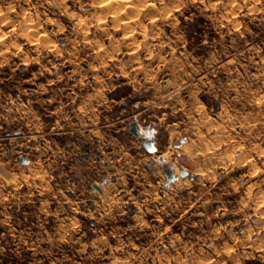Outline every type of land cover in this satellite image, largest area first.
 Segmentation results:
<instances>
[{
	"label": "rangeland",
	"instance_id": "rangeland-1",
	"mask_svg": "<svg viewBox=\"0 0 264 264\" xmlns=\"http://www.w3.org/2000/svg\"><path fill=\"white\" fill-rule=\"evenodd\" d=\"M114 1L0 0V264H264V0Z\"/></svg>",
	"mask_w": 264,
	"mask_h": 264
},
{
	"label": "bare ground",
	"instance_id": "bare-ground-1",
	"mask_svg": "<svg viewBox=\"0 0 264 264\" xmlns=\"http://www.w3.org/2000/svg\"><path fill=\"white\" fill-rule=\"evenodd\" d=\"M103 1H104V0H103ZM107 1H108V0H107ZM109 1H110V0H109ZM123 1H124V0H123ZM136 1H137V0H136ZM140 1H141V0H140ZM98 2H99V0H98ZM113 2L116 3L114 0H113ZM143 2H144V1H143ZM105 3H106V2H105ZM127 3H128V2H127ZM106 4H107V3H106ZM110 4L112 5V3H110V2L107 4V5L109 6V7L107 6V8H110V7H111ZM122 4H123V3H122ZM103 5H104V4H103ZM14 6H15V5H14ZM123 6H125V5L123 4ZM132 7H133V6H132ZM135 7H136V6H135ZM7 8H8V7H7ZM10 8H11V7H10ZM111 8H112V7H111ZM102 9H103V8H102ZM128 9H129V8H128ZM120 10H121V9H120ZM104 11H105V10H104ZM135 12H136V11H135ZM128 13H129V12H128ZM31 14H32V13H31ZM125 15H127V14H125ZM152 16H154V15H152ZM99 17H100V16H99ZM101 17H102V16H101ZM119 17H120V16H119ZM120 18H121V17H120ZM120 18H119V19H120ZM125 18H126V17H125ZM129 18H130V16H129ZM134 18H135V16H134ZM152 18H153V17H152ZM28 19H29V18H28ZM97 19H98V18H97ZM102 19H103V18H102ZM116 19H117V18H116ZM4 20H6V19H4ZM117 20H118V19H117ZM77 21H78V20H77ZM98 21H99V20H98ZM33 22H34V21H33ZM29 23H30V22H29ZM5 25H6V24H5ZM9 25H10V23H9ZM31 25H32V24H31ZM75 25H76V24H75ZM127 26H128V25H127ZM26 28H27V27H26ZM124 28H125V27H124ZM33 30H34V29H33ZM34 31H35V30H34ZM34 31H33V32H34ZM37 31H38V30H37ZM125 31H126V30H125ZM40 32H41V31H40ZM40 32H39V33H40ZM127 32H128V31H126V35H127ZM22 33H23V32H22ZM35 33H36V31H35ZM44 34H45V33H44ZM27 35H28V34H27ZM32 35H33V33H32ZM124 35H125V33H124ZM35 36H36V35H35ZM38 36H39V35H38ZM28 37L30 38V36H28ZM33 37H34V36H33ZM36 40H37V39H36ZM84 41H85V40H84ZM87 41H88V40H87ZM37 42H38V41H37ZM54 42H55V41H54ZM48 43H49V42H48ZM36 46H37V45H36ZM50 46H51V45H50ZM90 46H91V44H90ZM48 47H49V46H48ZM97 47H98V46H97ZM0 49H1V48H0ZM49 49H50V48H49ZM98 49H99V48H98ZM2 51H3V50H2ZM48 53H49V52H48ZM56 53H57V52H56ZM60 53H61V50H60ZM61 56H62V55H61ZM23 60H24V59H23ZM27 60H28V59H27ZM27 63H28V62H27Z\"/></svg>",
	"mask_w": 264,
	"mask_h": 264
},
{
	"label": "water",
	"instance_id": "water-1",
	"mask_svg": "<svg viewBox=\"0 0 264 264\" xmlns=\"http://www.w3.org/2000/svg\"><path fill=\"white\" fill-rule=\"evenodd\" d=\"M136 123L135 121H132L131 124H130V130L134 133V134H137V131H136Z\"/></svg>",
	"mask_w": 264,
	"mask_h": 264
}]
</instances>
